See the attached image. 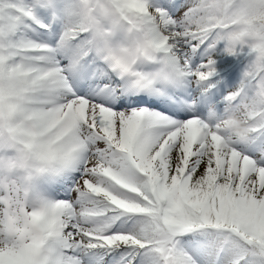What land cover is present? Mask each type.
Segmentation results:
<instances>
[{
  "label": "snow or ice",
  "instance_id": "snow-or-ice-1",
  "mask_svg": "<svg viewBox=\"0 0 264 264\" xmlns=\"http://www.w3.org/2000/svg\"><path fill=\"white\" fill-rule=\"evenodd\" d=\"M0 264H264V0H0Z\"/></svg>",
  "mask_w": 264,
  "mask_h": 264
},
{
  "label": "clouds",
  "instance_id": "clouds-1",
  "mask_svg": "<svg viewBox=\"0 0 264 264\" xmlns=\"http://www.w3.org/2000/svg\"><path fill=\"white\" fill-rule=\"evenodd\" d=\"M222 129L226 135L238 136L241 139H243L247 133V128L242 118L231 111H228L227 115L224 117Z\"/></svg>",
  "mask_w": 264,
  "mask_h": 264
},
{
  "label": "trees",
  "instance_id": "trees-1",
  "mask_svg": "<svg viewBox=\"0 0 264 264\" xmlns=\"http://www.w3.org/2000/svg\"><path fill=\"white\" fill-rule=\"evenodd\" d=\"M222 49H223V44L221 43L217 46V50L214 53L216 59L217 74L229 71L228 66H232L231 69L237 67V76H236L237 78L239 74V70L242 67V63H243L242 59L238 57L230 56L224 53Z\"/></svg>",
  "mask_w": 264,
  "mask_h": 264
},
{
  "label": "rangeland",
  "instance_id": "rangeland-1",
  "mask_svg": "<svg viewBox=\"0 0 264 264\" xmlns=\"http://www.w3.org/2000/svg\"><path fill=\"white\" fill-rule=\"evenodd\" d=\"M234 72L235 70L231 73V75H229L228 73H226L225 76H223L222 78H220L221 80V84L225 87L229 86L232 83L233 80V76H234Z\"/></svg>",
  "mask_w": 264,
  "mask_h": 264
}]
</instances>
